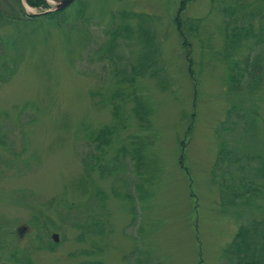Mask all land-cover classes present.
<instances>
[{
  "label": "rangeland",
  "instance_id": "374dc122",
  "mask_svg": "<svg viewBox=\"0 0 264 264\" xmlns=\"http://www.w3.org/2000/svg\"><path fill=\"white\" fill-rule=\"evenodd\" d=\"M224 1L75 0L51 18L32 17L47 6L20 14L0 0L9 43L0 61L20 64L0 84V264H15L12 254L34 264H231L226 243L264 216V85L252 96L226 91L223 36L247 21L214 11ZM176 16L188 22L178 28ZM254 105L255 142L234 125ZM220 140L243 148L238 160L217 158ZM14 154L27 165L8 167ZM83 160L92 169L80 180ZM223 186L240 189L236 205L221 202ZM62 197L72 208L57 215Z\"/></svg>",
  "mask_w": 264,
  "mask_h": 264
},
{
  "label": "trees",
  "instance_id": "16d2710c",
  "mask_svg": "<svg viewBox=\"0 0 264 264\" xmlns=\"http://www.w3.org/2000/svg\"><path fill=\"white\" fill-rule=\"evenodd\" d=\"M15 3L19 7L20 14H24V10L21 6V3L19 0H14ZM212 1V0H211ZM27 4L31 7H44L47 6L46 2L44 0H26ZM223 2H225L223 0ZM253 3L257 4L256 7H253ZM185 2L181 3V9L184 7ZM248 8V11L245 15H243L244 11ZM214 11H218L220 14L224 11L231 10L232 12H239L241 13L242 20L240 22H243L244 20L247 21V23H241V24H234L232 27H228L225 31V34L223 36L224 38V52L226 53V56L228 57V65H227V77L225 81V88L226 91L229 93H240V95H249L252 96V93L258 91L261 89V87L264 85V24L259 23L255 24V18L258 17V20H264V0H229V3H226L224 6L219 5L218 8L213 6ZM82 11V10H81ZM64 10L50 13L49 16L51 18L54 17L57 13H63ZM48 15V14H47ZM133 14H129L131 16ZM0 17H1V11H0ZM253 20L254 24L251 22ZM178 28L182 27V25L186 24L188 21L182 22L179 17L176 19ZM258 26V29L252 28L253 26ZM252 26V27H250ZM117 33L114 32L113 35H116ZM246 46L247 50L245 53H241L242 49ZM9 47V43L4 38L0 37V60L6 58L7 50L6 48ZM155 52V54L158 53L157 50H153L152 53ZM13 57H24L25 55L23 53H14L12 55ZM155 64L157 65L158 60L154 58ZM19 59L18 58H10L9 60L0 61V84L5 83V81L9 80L13 75L19 70ZM247 94V95H246ZM234 104V103H233ZM32 108L35 109V114L33 111L29 114V117H32L31 119L34 120L37 118V108L34 104L31 105ZM141 109L143 106H139ZM239 107H233L232 109L228 110L227 112V119L226 122L231 123V115L234 113V111L238 110ZM242 110V113L240 111ZM257 108L256 105L253 106L252 110H246V109H239V111L235 112L239 116V120L235 121L234 125L238 126V123H243V126H245L243 129L244 134L241 137H249L254 140L255 138V130H259V126H257V118H255V125L254 121H248L249 117H253L251 113L254 115L257 114ZM247 115L246 121H240V119H244V117ZM248 126H255L253 128H249ZM234 126H227L225 129H231ZM260 131V130H259ZM100 139H102V142L100 141L99 145H102V143L107 144L108 138L107 135H109V129L104 128L101 129L100 132ZM254 137V138H253ZM219 138H222V135L219 136ZM254 142V141H253ZM233 146H229L228 143L224 140L219 141L218 145V154L217 158H222L226 160H230L232 157L234 159H237L236 155L243 152V148L239 147L238 151H234ZM227 154L226 158H223V152ZM133 152H136L138 163L142 161V156L140 154V150L134 148ZM221 155V157H220ZM21 157L19 155L14 154V157H12V161H15V164L12 163L9 160V166L12 167L14 165H17L19 162L22 161L20 159ZM21 160V161H20ZM238 160V159H237ZM25 165H27V160L22 161ZM11 164V165H10ZM82 166L84 167L83 174L81 175V179H86V177H89V170L92 169L86 161H82ZM6 167V168H8ZM262 171L264 173V163L261 164ZM80 189L84 190L89 193L87 182L79 183ZM264 187V185H263ZM226 187H222V194H220V198L222 202H225L226 204L236 205V200L234 198L241 197L242 194L239 193L240 189H235L231 192V196L229 191L225 190ZM257 188H254V191H256ZM244 194V193H243ZM55 205V211H59L56 214L61 215L63 213H66L69 211V209L72 208L69 204H67L66 200L62 197L59 201H56L54 203ZM58 208V210H56ZM30 224L36 225V227H41L45 229L46 234L49 233V229L46 228V222H42L38 217H34L33 220H31ZM47 237V236H46ZM53 244V243H52ZM55 245V244H53ZM53 246L48 245V250H50ZM19 258H16V254H12V257H14V263L15 264H34L31 260L28 254L24 255ZM224 256L227 258V260L231 264H264V216L262 219L253 218L251 219L248 224H240V226L237 229V232L235 233V236L233 239L229 242V244L226 246L224 250Z\"/></svg>",
  "mask_w": 264,
  "mask_h": 264
},
{
  "label": "water",
  "instance_id": "95a60500",
  "mask_svg": "<svg viewBox=\"0 0 264 264\" xmlns=\"http://www.w3.org/2000/svg\"><path fill=\"white\" fill-rule=\"evenodd\" d=\"M51 1L54 2V3L56 4V9H60V8L66 6V5H68L69 3L72 2V0H51ZM53 238H54V240H56V241L58 240L56 234L53 235Z\"/></svg>",
  "mask_w": 264,
  "mask_h": 264
}]
</instances>
